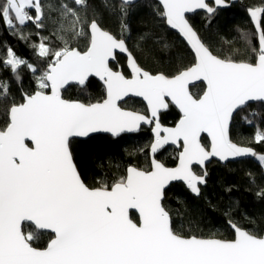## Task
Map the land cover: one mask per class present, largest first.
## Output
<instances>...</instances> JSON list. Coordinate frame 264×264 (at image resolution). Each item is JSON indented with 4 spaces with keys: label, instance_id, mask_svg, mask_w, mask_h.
Returning <instances> with one entry per match:
<instances>
[{
    "label": "snow or ice",
    "instance_id": "snow-or-ice-1",
    "mask_svg": "<svg viewBox=\"0 0 264 264\" xmlns=\"http://www.w3.org/2000/svg\"><path fill=\"white\" fill-rule=\"evenodd\" d=\"M76 3L83 5L85 0ZM162 3L167 23L195 51V63L171 78L143 70L125 39L103 30L95 19L88 23L67 5L63 15L72 18L70 26L58 28L64 47L53 51L44 42L47 38L36 46L39 56L53 59L37 77L39 90L24 94L21 103H12L7 109L9 122L0 129V264H264V236L229 221L235 231L233 239L184 237L173 231L169 212L162 205L170 181L183 180L193 193H200L206 173L195 174L194 163L203 165L211 156L222 160L257 156L251 147L233 143L228 132L235 111L249 101L264 102V7L249 9L259 32V52L253 63L214 54L186 19L185 14L196 9L214 14L218 7L227 6L226 0H213L216 7L206 0ZM43 17L40 0L0 2V19L9 27L32 22L41 28ZM85 25L90 38L87 50L81 51L70 46L65 34L80 38ZM241 39H246L244 32ZM116 50L128 54L131 78L109 67ZM8 56L4 63L17 73V79L22 65L33 73L39 71L11 49ZM93 74L104 82L106 99L85 104L62 98L65 85H84ZM201 78L207 90L197 99L187 85ZM8 88L0 82V99L7 98ZM48 88L51 94L45 91ZM130 93L143 97L156 119L153 153L169 141H183L179 164L168 168L153 159L150 171L129 167L127 175L111 186L91 188L74 163L71 138L98 131L118 135L151 122L119 107L117 102ZM166 97L183 114L174 128H162L158 120L159 110L168 107ZM243 119L252 124L247 117ZM202 132L211 136V151L200 142ZM254 138L264 142V128L258 126ZM258 159L264 164V154ZM129 209L138 210V223L130 218ZM24 222L33 223L34 231L25 233ZM41 230L54 233L42 249L32 244Z\"/></svg>",
    "mask_w": 264,
    "mask_h": 264
},
{
    "label": "trees",
    "instance_id": "trees-1",
    "mask_svg": "<svg viewBox=\"0 0 264 264\" xmlns=\"http://www.w3.org/2000/svg\"><path fill=\"white\" fill-rule=\"evenodd\" d=\"M2 2V0H0ZM44 17L43 26L37 28L28 22L24 26L9 27L0 19V82L9 86L6 99H0V129L9 122L7 109L12 103L23 102L24 94L39 90L37 77L53 59L38 55L37 45L44 42L53 51L64 47L58 38L59 25L70 26L71 17L64 16V5L73 9L80 17L90 23L95 19L104 29L118 38L125 39L136 61L152 74L175 76L195 63V57L180 36L168 28L162 7L154 0H140L134 5H125L120 0H85L78 5L76 0H40ZM213 5V3H210ZM264 7L262 0H239L227 9H217L213 15L197 12L188 20L199 34L201 40L221 58L236 61L255 62L258 52V36L249 17V9ZM35 17V11L31 12ZM264 24V16L261 17ZM14 23H16L14 21ZM126 25V27H124ZM241 32L246 39H241ZM25 38H21V36ZM70 40V46L81 51L87 49L89 35L85 25V35ZM33 65L39 71L31 72L20 66L17 73L4 62L9 59L8 50ZM126 57L117 55L111 66L129 76ZM199 97L205 90L203 83L191 88ZM45 91H48L46 89ZM64 97L85 103L104 100L106 91L96 79L91 78L85 87L71 85L63 90ZM123 107L147 113V107L140 99L130 98ZM161 122L174 125L181 117L180 112L170 105L161 113ZM252 120L248 124L243 118ZM264 128V103L248 104L239 110L231 124V140L237 144L252 147L256 154H264V142L254 138L257 127ZM151 127H143L139 133L124 134L113 138L110 135L96 134L87 139L70 141L73 158L83 181L92 188L111 186L127 175L129 166L151 170L150 145ZM208 147L209 142L203 138ZM179 149L165 148L157 158L168 166L178 160ZM200 175H205L201 193L195 196L182 182H176L165 191L163 205L172 218L175 232L182 236L202 238L233 239L235 232L230 228L231 221L239 227L248 229L256 235H264V164L257 156L222 164L213 160L206 170L195 167ZM132 216L138 221L136 213ZM29 223L23 225L25 233L34 231ZM53 234L40 231L39 238L32 241L34 247L45 248Z\"/></svg>",
    "mask_w": 264,
    "mask_h": 264
},
{
    "label": "water",
    "instance_id": "water-1",
    "mask_svg": "<svg viewBox=\"0 0 264 264\" xmlns=\"http://www.w3.org/2000/svg\"><path fill=\"white\" fill-rule=\"evenodd\" d=\"M122 3H123V0H120ZM140 0H129V3H127V4H125V5H134V4H136L137 2H139ZM154 1H156L161 7H162V9H163V3H162V0H154ZM239 0H226V4H227V6L226 7H218L217 9H227V8H229L232 4H235V3H237ZM206 2L210 5V6H213V7H216L215 5H214V3H213V0H206ZM210 3H213V5L212 4H210ZM124 4V3H123ZM197 12H205V13H207V11L206 10H204V9H196V10H194V11H192V12H189V13H186L185 14V16H186V19L188 20V17L187 16H189V15H193V14H195V13H197ZM207 14H209V13H207ZM209 15H213V14H209ZM165 17V16H164ZM249 17H250V20H251V23H252V25L254 26V28H255V22L252 20V18H251V15H250V12H249ZM165 19H166V17H165ZM189 21V20H188ZM98 23V22H97ZM189 23L191 24V22L189 21ZM99 24V23H98ZM166 24H167V26H168V28H170L172 31H174L175 33H177L179 36H180V38L187 44V46L189 47V49L192 51V53H193V55H194V57H195V51H194V49H192V47H191V45L188 43V41H187V39L183 36V34L182 33H180V31L178 30V29H175V28H173L171 25H169L168 23H167V19H166ZM100 25V24H99ZM192 25V24H191ZM100 27L103 29V30H105V31H108V30H106V29H104L101 25H100ZM193 27V26H192ZM194 28V27H193ZM195 30V29H194ZM255 30H256V32H257V36H258V43H259V32H258V30L255 28ZM196 31V30H195ZM109 32V31H108ZM197 32V31H196ZM111 33V32H110ZM111 34H113V33H111ZM198 34V33H197ZM114 35V34H113ZM115 36V35H114ZM198 36H199V34H198ZM118 38V37H117ZM126 42V41H125ZM203 42V41H202ZM126 45H127V43H126ZM127 47H128V45H127ZM128 49H129V47H128ZM87 50V49H86ZM85 50V51H86ZM129 51L131 52V50L129 49ZM132 53V52H131ZM214 53V52H213ZM215 54V53H214ZM117 55H122V56H124V57H126V59H127V61H126V65H127V68H128V71H129V73L131 74V68H130V65H129V60H128V54L127 53H125V52H121V51H119V50H116V52H115V57H114V59H110V61H109V67H111L112 68V66H111V64L112 63H114V62H116V60H117ZM133 55V54H132ZM133 57H134V55H133ZM135 58V57H134ZM138 63V62H137ZM139 65V64H138ZM140 66V65H139ZM191 67V66H190ZM142 68V67H141ZM113 69V68H112ZM143 69V68H142ZM114 71H119V70H115V69H113ZM143 70H145V69H143ZM185 70V69H184ZM183 70V71H184ZM146 71V70H145ZM122 72V71H121ZM152 74V73H151ZM160 74V73H159ZM179 74V73H178ZM153 75H155V74H153ZM177 75V74H176ZM129 78H131V76H128ZM169 77V76H168ZM172 77V76H171ZM171 77H169V78H171ZM91 78H94V79H96V80H98L103 86H104V88H105V91H106V87H105V85H104V82L98 77V76H95L94 74L93 75H90L88 78H87V80H86V83L84 84V85H80L79 83H77V82H69V84L68 85H65V87L63 88V89H61V96H62V98L63 99H66V100H69V101H78V102H81V103H85V102H83V101H80V100H70V99H68V98H66V97H64V94H63V90L65 89V88H67V87H69V86H71V85H77V86H80V87H85L86 85H87V83H88V81L91 79ZM200 83H203L204 84V86H205V90H204V92L207 90V82L206 81H204L202 78L201 79H199V80H195V79H192V80H190L189 81V83H188V85H187V87H188V91H189V93L194 97V98H200L201 96H203V94H204V92L199 96V97H196L193 93H192V90H191V88L192 87H194L195 85H197V84H200ZM47 92V94H51V89L50 88H48V91H46ZM130 98H135V99H140L141 101H143L144 102V104L146 105V107H147V113H144V112H140V111H136V110H133V109H130V108H126V107H123L122 106V103L124 102V101H126V100H128V99H130ZM104 99H106V96H105V98ZM103 101V100H102ZM102 101H100V102H102ZM165 102L167 103V105H168V107L167 108H163V109H160L159 110V112H158V120H159V123L161 124V126H162V128H174L178 123H179V121H180V119L182 118V112H181V110H180V108H179V106L178 105H176L175 104V102L174 101H172V99H171V97H166L165 98ZM257 102H262V101H256V100H254V101H249V102H247V104H246V106H243V107H241V108H239L237 111H235V113H234V115H233V118H234V116H235V114L239 111V110H241V109H243V108H245V107H247L248 106V104H251V103H257ZM97 103V102H96ZM118 103V105H119V107H121L123 110H125V111H131V112H136V113H139V114H141V115H144V116H146V117H148L149 118V121H151V122H142L141 124H140V127L138 128V129H136V130H134V131H124V132H121L120 134H118V135H113L112 133H110V132H106V131H98V132H94V133H90L87 137H73V138H71V140L72 139H87V138H89V137H91V136H93V135H96V134H105V135H110V136H112L113 138H117V137H120L121 135H124V134H136V133H139L140 131H141V129L143 128V127H151V134H152V142H151V145H150V157H151V170H152V161H153V159H155V160H157V161H159L160 163H162V164H164V162L162 161V160H160L159 158H157V155L161 152V151H163L165 148H168V147H174V148H176V149H179L180 151H179V154H178V160H177V163H176V165H174V166H168V165H166V164H164V166L165 167H168V168H175V167H177L178 166V164H179V155H180V153L183 151V141L181 140V141H179L178 143H173V142H171V141H169L168 143H166V144H163L161 147H159L158 149H157V151L155 152V153H153L152 152V145L155 143V141H156V136H155V133H154V131H153V129L155 128V125H156V119H154V118H152V116H151V111H150V109H149V107H148V104H147V101L146 100H144V98L143 97H140V96H137V95H135L134 93H130L128 96H126V97H123L120 101H118L117 102ZM262 103H264V102H262ZM85 104H88V103H85ZM170 105H173L179 112H180V114H181V117L179 118V120L174 124V125H166V124H163L162 122H161V113L162 112H165V111H167L168 109H169V107H170ZM233 118H232V120H233ZM232 120L230 121V124H229V132H228V135H229V139L231 140V136H230V129H231V124H232ZM164 135V133L163 132H161V136H163ZM204 137H206L207 139H208V142H209V146L207 147L205 144H204V142H203V138ZM232 141V140H231ZM26 142H28L29 143V146L31 147V146H33L32 144H31V142H29V141H26ZM200 142H201V144L202 145H204V147L206 148V150H208V151H211V145H212V141H211V136L207 133V132H202L201 134H200ZM233 142V141H232ZM233 143H235V142H233ZM237 144V143H236ZM238 146H241V147H248V146H243V145H240V144H237ZM252 148V147H251ZM254 151H255V149L254 148H252ZM256 152V151H255ZM254 156H251V155H248V156H242V157H229L227 160H222L220 157H218V156H211V157H209L205 162H204V164L203 165H200V164H197V163H194L193 165H192V170H193V172L195 173V174H197V175H200V174H198L197 172H196V170H195V167H198V168H200L201 170H206V167H207V165L208 164H210L213 160H216V161H218V162H221L222 164H226V163H228V162H234V161H238V160H243V159H250V158H253ZM74 163H75V161H74ZM76 164V163H75ZM129 167H134V168H137V169H139V170H143V169H140V168H138V167H136V166H129ZM128 167V168H129ZM127 168V169H128ZM78 169V168H77ZM147 171V170H146ZM150 171V170H149ZM82 178V177H81ZM83 180V179H82ZM205 180H206V178H205ZM176 182H182L183 184H185V186H187V184H186V182L185 181H183V180H174V181H170L166 186H165V188H164V197H163V199H162V205H163V200H164V198H165V191L169 188V186L171 185V184H173V183H176ZM86 184V183H85ZM205 183H203V184H201V185H204ZM87 185V184H86ZM200 185V186H201ZM88 186V185H87ZM188 187V186H187ZM92 188V187H91ZM189 188V187H188ZM190 189V188H189ZM201 189V188H200ZM192 192V191H191ZM193 193V192H192ZM200 193H201V191H200ZM200 193L197 195L196 193H193L195 196H199L200 195ZM164 206V205H163ZM165 210H166V208H165ZM167 211V210H166ZM132 213H136L137 214V216H138V221H136L135 219H134V217L132 216ZM129 216H130V218L133 220V222H139V219H140V217H139V212H138V210H136V209H129ZM169 216H170V214H169ZM170 222H171V226H172V218H171V216H170ZM25 223H29V224H31V225H33L34 226V224L33 223H31V222H24V224ZM23 224V225H24ZM35 227V226H34ZM239 227V226H238ZM172 228H173V226H172ZM230 228L234 231V229L231 227V225H230ZM240 228H242V227H240ZM242 229H244V230H246V231H249L248 229H246V228H242ZM41 231H46V232H49V233H52L53 234V238H54V233L51 231V230H41ZM173 231H174V229H173ZM175 232V231H174ZM235 232V231H234ZM250 232V231H249ZM176 234H178V235H181V234H179V233H177V232H175ZM253 234V233H252ZM256 235V234H255ZM182 236V235H181ZM258 236H260V235H258ZM262 236H264V235H262ZM184 237H186V236H184ZM190 237V236H189ZM198 237V236H197ZM213 238H217V237H213ZM217 239H222V238H217Z\"/></svg>",
    "mask_w": 264,
    "mask_h": 264
},
{
    "label": "rangeland",
    "instance_id": "rangeland-1",
    "mask_svg": "<svg viewBox=\"0 0 264 264\" xmlns=\"http://www.w3.org/2000/svg\"><path fill=\"white\" fill-rule=\"evenodd\" d=\"M32 15V14H31ZM16 56V55H15ZM259 155H257V157H258Z\"/></svg>",
    "mask_w": 264,
    "mask_h": 264
},
{
    "label": "flooded vegetation",
    "instance_id": "flooded-vegetation-1",
    "mask_svg": "<svg viewBox=\"0 0 264 264\" xmlns=\"http://www.w3.org/2000/svg\"><path fill=\"white\" fill-rule=\"evenodd\" d=\"M129 76H131V74Z\"/></svg>",
    "mask_w": 264,
    "mask_h": 264
}]
</instances>
